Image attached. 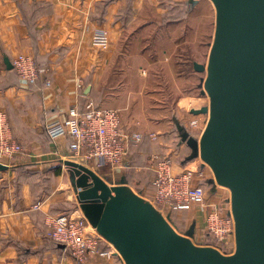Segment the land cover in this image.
I'll return each mask as SVG.
<instances>
[{
	"label": "crops",
	"instance_id": "1",
	"mask_svg": "<svg viewBox=\"0 0 264 264\" xmlns=\"http://www.w3.org/2000/svg\"><path fill=\"white\" fill-rule=\"evenodd\" d=\"M143 1L0 0V110L7 114L12 134L25 151L13 159L0 160L6 167L0 169V264H74L47 236L51 217L68 214L86 218L79 202L76 204L79 210H66L72 199L63 179L66 173L61 167L62 161L71 159L69 141L66 138L51 140L45 131L48 121L64 117L70 108L92 100L101 109L120 113L124 134L143 135L144 142L138 145L142 160L164 151L172 152L167 144L173 136L171 125L176 101H172L175 104L170 107L169 89L183 84L185 76L178 78L170 60L175 59L182 46L191 42L194 33L176 31L186 22L200 19L191 15L186 20L173 21L168 10L161 7L166 0H146V11L149 10L146 14ZM168 1L189 3L190 0ZM193 1L197 4L189 14H197L196 10L204 6L215 9L212 0ZM102 32L106 34L107 43L98 47L95 39ZM19 55L36 59L38 66L47 69V75L34 84L22 80L15 69L7 65L8 62L13 65ZM130 64L139 68L138 72H144V76L128 83L125 74L133 72L138 77L137 70ZM160 64L167 67L170 80L165 79L166 82L155 73L153 66ZM45 78L51 80V86H46ZM201 101V96L192 94L183 95L177 101V106L190 115L187 126L196 121L200 133L207 126L203 123V114H196L201 110ZM132 155L133 151L119 176L103 170L108 174L106 178L112 176L113 183L120 184L127 169L132 168ZM197 164L182 162L175 166L179 171H195ZM52 175L57 184L53 192L43 183ZM127 180L122 186L144 199L132 187L131 178ZM151 183L146 190L149 197L152 196ZM180 212L191 219L186 234L195 224L193 240L202 242L206 210L194 206ZM180 212L160 214L179 235L186 236L176 227L174 216ZM88 230L95 229L89 227ZM102 248L111 251L105 244ZM86 264L125 262L120 255L111 252L107 257L92 258Z\"/></svg>",
	"mask_w": 264,
	"mask_h": 264
},
{
	"label": "water",
	"instance_id": "2",
	"mask_svg": "<svg viewBox=\"0 0 264 264\" xmlns=\"http://www.w3.org/2000/svg\"><path fill=\"white\" fill-rule=\"evenodd\" d=\"M212 2L216 33L205 81L210 119L200 145L189 133L182 135L191 157L200 155L218 184L231 192L235 254L197 247L195 224L186 236L179 235L150 202L122 186L124 179L111 187L90 167L63 161L73 169L77 200L89 224L125 264H264V0Z\"/></svg>",
	"mask_w": 264,
	"mask_h": 264
},
{
	"label": "built area",
	"instance_id": "3",
	"mask_svg": "<svg viewBox=\"0 0 264 264\" xmlns=\"http://www.w3.org/2000/svg\"><path fill=\"white\" fill-rule=\"evenodd\" d=\"M95 40L97 44L105 45L106 34L102 32ZM13 67L22 80L31 84L47 75L46 68H38L34 59L26 55L17 56ZM45 80L46 86H51V80ZM121 124L118 111L101 109L88 100L84 106L70 108L64 117L48 121L45 131L51 140L68 139L72 159H80V163L96 171L117 172L126 167L132 148L144 139L140 133L124 134ZM196 124V121L192 122V125ZM24 153L22 144L12 134L7 114L0 110V160L13 159ZM152 160L155 167L149 201L162 213L203 207L206 217L202 246L233 254L236 250V222L231 206L210 201L206 190L195 185L193 171H177L167 157L154 156ZM48 224L47 236L77 264L111 254L103 250V239L88 230L90 226L86 218L59 215L51 217ZM106 245L108 249L112 248L108 242Z\"/></svg>",
	"mask_w": 264,
	"mask_h": 264
},
{
	"label": "rangeland",
	"instance_id": "4",
	"mask_svg": "<svg viewBox=\"0 0 264 264\" xmlns=\"http://www.w3.org/2000/svg\"><path fill=\"white\" fill-rule=\"evenodd\" d=\"M165 1V0H164ZM144 2V7L145 8V12L146 14L149 13V10L147 9L146 11V0L143 1ZM166 4H161V7H164L168 10V16L169 17H182L186 19L191 18V15L194 16L195 18L198 17V22H196L195 20L190 21L189 23L186 22L184 25H182L179 29V32L176 31V33H191L194 32L192 34L193 39L191 40V42H187L186 46H182V50L179 49L178 52H176L175 55V59L174 60H170V63H172L173 67H176V73L178 74V78H182L181 75H184L185 77L183 79H185V81L183 82V84H180V86L178 87V85H176V88H170L169 89V93H170V107H172V101H176V106H174L175 108V119L174 121H172V132L171 134L172 139H170V143L167 145H170V149H172V152L168 153L169 151H164L162 153H159L157 156H159L160 158H170L174 164H179L181 165V163H193V162H198L197 166L195 167V171H193L195 173L194 175V183L195 185H200L202 186L208 195V199L210 201H217L218 203H228L231 206L230 203V198H231V192L228 188H225L223 186H220L217 182V179L215 177V174L212 170V168L203 161V159L201 158V156L199 155L196 158H192V154L193 151L191 149V147L188 145L187 141L183 140V133H189L190 137L194 138L197 143L200 145L201 142V138L203 135V132L200 133L198 128V124L196 125H192L191 122V126H187L188 124V118L190 117L189 114H187L186 109L183 110V108H179L177 106V101L183 96V95H189L192 94L196 97L201 96L202 97V107L201 110L203 108H206L208 110V112L206 114H203V123L206 122V124H208L209 119H210V110H211V97L209 95V93L206 91L205 89V81L209 72V67L211 64V51L214 45V40H215V33H216V9H214L213 11L210 9H208L207 7H202L200 10H196L197 14H194V12H191L189 14V12L187 13L184 8H180V6H177V2H175V5L172 4L171 1L166 0ZM189 4L192 5V7H194L197 2L195 3L193 0L189 1ZM201 6V5H199ZM142 8V9H143ZM200 8V7H199ZM192 8L190 7V10ZM189 10V8H188ZM194 14V15H193ZM151 15V14H150ZM162 15V14H161ZM190 15V16H189ZM175 19H180V18H175ZM199 25V26H198ZM197 31V32H196ZM195 33H197V35H195ZM179 34V36H180ZM195 36V37H194ZM95 45H99V46H103L100 44H97L96 40H95ZM98 46V47H99ZM199 64L204 66V70H201L200 72H198L196 70L195 65ZM165 64H160V65H156L153 66L155 67L156 71V75L158 77V79H160L163 82H166L167 79H169V73L167 71V67L164 66ZM134 66L136 68L135 65H131V68ZM133 70H139V68ZM144 72H138V77H136V75H134L133 72H129L127 74H125L127 79L126 81L129 83L131 81L136 80V78H141V76ZM141 74V75H140ZM177 78V79H178ZM166 79V80H165ZM170 80V79H169ZM127 83V84H128ZM174 94V97H172L171 95ZM201 130V129H200ZM149 138L151 140H155V137L152 138L151 136H149ZM172 140V142H171ZM144 142V141H142ZM139 150L140 147H133L131 152L133 151V155H132V162L133 165H131V169H127V174L124 176L123 175V179L124 181H128L127 177L131 178V180L129 182H131L132 187H134V189H137V194L142 195V197H144V199L147 198V200L149 201L151 197L148 196V194L146 193L147 188L150 186L149 184L151 183L153 177H154V167H155V163L152 160V156H148L147 159L146 157L143 158V160L141 159L142 157L139 156ZM157 154V153H156ZM71 155V152H70ZM68 160V159H66ZM72 161H76L79 162L80 159H69ZM193 160V161H192ZM63 162V161H62ZM80 163V162H79ZM188 165V164H187ZM140 167V168H138ZM176 167V166H175ZM137 168V169H136ZM177 168V167H176ZM62 171L64 170L66 174H64L65 176L63 177V179H65L66 181V188H68V192H70V197L72 199V204L68 205V212H72L75 210H79V206H77V191L75 189V185L73 184V178H72V174L71 171H73V169L71 167L66 166L64 163H62V167H61ZM177 170V169H176ZM68 171V172H67ZM106 171H110V170H106ZM179 171V170H177ZM95 172L98 175H101L102 177L106 178L105 172L100 171H96ZM112 172V171H110ZM118 173H120L119 171H117L115 174V176H119L117 175ZM59 175L61 176V172L59 173ZM57 177V176H56ZM43 180V178H42ZM122 180V179H121ZM44 181V180H43ZM106 181L109 183V186H118V184H114L113 183V179L112 176H109L106 178ZM43 183H45V185L47 186V188L49 189V191H55V189L57 188V184L55 183V180H53V175L50 177V179L45 180ZM149 185V186H148ZM56 186V188H55ZM59 186V185H58ZM54 188V190H53ZM74 193V194H73ZM228 198V200H226ZM228 201V202H225ZM63 215H68V214H63ZM70 216V215H69ZM76 218V217H75ZM175 220H176V227H178V231L181 234H185L186 235V231L189 229L190 223H191V219L189 217H186V214H184L183 212H180L178 215L177 213L174 216ZM174 221V220H173ZM90 228L93 227L89 224ZM95 235H98L101 237V235L98 234V232L96 230H93ZM103 239V243L106 245L107 241L101 237ZM106 241V243H105ZM194 244L197 247H202V244L200 241L198 240H193ZM109 243V242H108ZM110 246L112 247L110 250V253L114 252L117 255H120V252L114 247L113 244L109 243ZM107 246V245H106ZM61 252L63 253L64 256H66L65 258H68L70 260H72V262L74 264H77L70 255H68L67 253H64L62 250ZM235 253H233L232 255H234ZM92 259V258H91ZM90 261V259L88 260ZM88 261L86 263H88Z\"/></svg>",
	"mask_w": 264,
	"mask_h": 264
},
{
	"label": "trees",
	"instance_id": "5",
	"mask_svg": "<svg viewBox=\"0 0 264 264\" xmlns=\"http://www.w3.org/2000/svg\"><path fill=\"white\" fill-rule=\"evenodd\" d=\"M172 4H174L175 5V2H172ZM177 4V6H180V8L182 7V8H184V9H186L185 11L188 13L189 11H191L190 10V7L192 8V5L191 4H189V3H187V2H183V3H176ZM188 8H189V10H188ZM182 17L183 16H181V17H177V16H175V17H171V19L173 20V21H179V20H181L182 19ZM175 18H180V19H175ZM34 61H35V63H36V65H37V60L36 59H34ZM37 67L38 68H43V67H40V66H38L37 65ZM87 101H85V103H86ZM85 103H83L82 104V106H84L85 105ZM53 242V241H52ZM53 244L55 245V246H57L54 242H53ZM58 247V246H57Z\"/></svg>",
	"mask_w": 264,
	"mask_h": 264
},
{
	"label": "bare ground",
	"instance_id": "6",
	"mask_svg": "<svg viewBox=\"0 0 264 264\" xmlns=\"http://www.w3.org/2000/svg\"><path fill=\"white\" fill-rule=\"evenodd\" d=\"M96 234V233H95Z\"/></svg>",
	"mask_w": 264,
	"mask_h": 264
}]
</instances>
